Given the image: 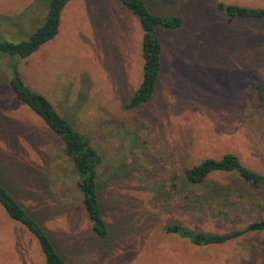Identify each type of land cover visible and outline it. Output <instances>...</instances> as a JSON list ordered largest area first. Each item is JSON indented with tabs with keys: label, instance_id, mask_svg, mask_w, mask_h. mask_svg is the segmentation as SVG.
<instances>
[{
	"label": "rangeland",
	"instance_id": "1",
	"mask_svg": "<svg viewBox=\"0 0 264 264\" xmlns=\"http://www.w3.org/2000/svg\"><path fill=\"white\" fill-rule=\"evenodd\" d=\"M180 27H156L162 69L152 99L130 108L143 78V30L121 0H71L56 37L28 58L0 57V180L45 228L68 264H264V232L196 246L168 233L173 222L226 233L264 219V184L215 173L182 192L184 170L236 153L264 175V18L229 20L219 3L144 0ZM49 0H0V41L20 42L43 24ZM97 149L99 192L110 229L98 238L61 140L10 85V63ZM211 186L228 187L199 206ZM191 195L190 201L185 196ZM203 197L202 200H204ZM0 264H46L37 238L0 204Z\"/></svg>",
	"mask_w": 264,
	"mask_h": 264
},
{
	"label": "trees",
	"instance_id": "2",
	"mask_svg": "<svg viewBox=\"0 0 264 264\" xmlns=\"http://www.w3.org/2000/svg\"><path fill=\"white\" fill-rule=\"evenodd\" d=\"M71 0H49L46 18L28 39L20 42L8 40L0 41V57L2 54L14 59L15 57L28 58L40 47L53 40L59 32L61 16L65 6ZM140 20L143 30V78L140 86L134 92L128 107L135 108L149 102L160 79L162 69V44L156 35V27L163 26L171 29L180 27L182 20L178 15H160L153 13L144 0H121ZM219 7L226 11L229 20L237 18H264V8H247L237 5L219 3ZM15 61L10 63L11 78L9 80L12 90L18 100L28 105L41 117L49 130L57 136L63 145V152L72 162L78 190L86 208L94 234L101 239H107L110 229L105 219L99 192L98 168L102 162L97 149L91 140L80 133L74 125L56 109L54 104L43 94L28 87L23 81ZM253 88L258 97L264 102V82L255 81ZM215 173L235 174L244 184L257 189L264 184V175L245 166L240 157L234 152L225 153L220 158H206L200 163L184 170L182 181L178 178L171 182V187L182 192L203 185ZM228 187L211 186L210 190L202 196H185L190 198L197 206L203 201L215 196L222 197ZM203 197L204 200H202ZM0 204L7 214L16 222L27 228L38 240L46 264H68L59 253L55 244L47 234L42 224L17 200L5 183L0 180ZM168 233L189 240L196 246L223 244L238 239L248 233L264 232V219H257L247 225L226 233L199 231L188 225L173 222L165 227Z\"/></svg>",
	"mask_w": 264,
	"mask_h": 264
}]
</instances>
